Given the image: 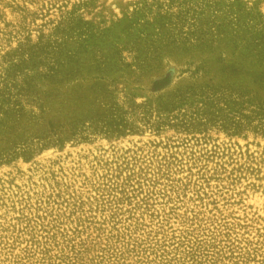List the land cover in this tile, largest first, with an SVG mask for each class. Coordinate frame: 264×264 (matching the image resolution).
Segmentation results:
<instances>
[{"label": "rangeland", "instance_id": "obj_1", "mask_svg": "<svg viewBox=\"0 0 264 264\" xmlns=\"http://www.w3.org/2000/svg\"><path fill=\"white\" fill-rule=\"evenodd\" d=\"M261 73L264 0H0V264H264Z\"/></svg>", "mask_w": 264, "mask_h": 264}, {"label": "trees", "instance_id": "obj_2", "mask_svg": "<svg viewBox=\"0 0 264 264\" xmlns=\"http://www.w3.org/2000/svg\"><path fill=\"white\" fill-rule=\"evenodd\" d=\"M255 82H258L259 86L261 88L264 87V75L261 73V75L259 77H257L255 79ZM97 112V111H96ZM74 116H77L74 119H70L68 122L71 124H79L80 122H86V118L90 117L93 118L94 116H89L88 114L85 116V118L83 117V114L85 113L83 111V108H81V104L78 101H74V110H73ZM95 113V112H94ZM101 117L98 118H94V121L96 122V126L98 124H100L101 128L103 127L105 131H121L119 128V126L122 125V123H117L116 122V118H111L110 115H105V113L101 114ZM115 117V116H113ZM62 119V118H61ZM50 134L52 135H58L54 138L55 142H61L62 140H64V134L67 132L66 129H64L62 121L60 120V131H58V128H56V126H50ZM99 127V126H97ZM102 128V129H103ZM71 134H74L73 132H71Z\"/></svg>", "mask_w": 264, "mask_h": 264}]
</instances>
